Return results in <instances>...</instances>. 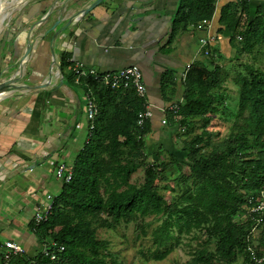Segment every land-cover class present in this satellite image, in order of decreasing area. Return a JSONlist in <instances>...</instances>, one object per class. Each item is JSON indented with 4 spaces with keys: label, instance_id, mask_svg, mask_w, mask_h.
Wrapping results in <instances>:
<instances>
[{
    "label": "trees",
    "instance_id": "1",
    "mask_svg": "<svg viewBox=\"0 0 264 264\" xmlns=\"http://www.w3.org/2000/svg\"><path fill=\"white\" fill-rule=\"evenodd\" d=\"M214 8V0H178L164 46L189 25L200 28V20L210 18ZM218 12L222 27L216 32H227L237 55L247 52L250 56L238 61L241 69L234 78L237 100L228 111L229 130L223 140L211 143L213 132L206 129L213 114L225 117L226 74H220L214 60L192 61L182 80H175L167 69L160 74L163 99L171 100L177 86L181 97L174 99L175 112L164 111V124L175 134L191 132L181 147L166 150L169 160L160 159L159 150L147 159L144 136L151 123L149 117L136 123L143 106L132 86L109 87L81 77L79 84L90 90L96 103L92 128L75 153L71 176L62 181L46 219L27 223L39 244L54 240L62 249L52 259L39 249L6 257L0 251V264H121L107 251L108 241L96 235V228L150 215L159 222L150 231L154 246L147 250L148 258L162 259L181 234L195 244L187 259L173 264H243L250 259L251 250L260 253L264 211L248 209L249 198H257L264 181V66L259 58L264 57V12L259 7L251 11L246 0L229 1ZM213 51L210 47V56ZM67 57V53L61 54V67L67 64ZM69 74L72 80L70 70ZM198 120L202 128L192 132ZM182 152L188 156V173H177L179 181L174 182H181L180 189L167 201L156 180L170 172L171 159L180 167L178 153ZM138 168H142L141 181L132 180ZM253 264H264V260Z\"/></svg>",
    "mask_w": 264,
    "mask_h": 264
},
{
    "label": "crops",
    "instance_id": "2",
    "mask_svg": "<svg viewBox=\"0 0 264 264\" xmlns=\"http://www.w3.org/2000/svg\"><path fill=\"white\" fill-rule=\"evenodd\" d=\"M7 1L0 9V241L11 239L30 252L40 244L27 223L47 193L57 194L62 180L55 166H71L87 134L85 90L71 80L66 65L60 66L61 54L99 70L137 64L152 104L144 143L151 156L155 150L166 154L175 144L164 128L170 127L159 122L160 107L175 97L163 99L160 74L167 69L179 80L191 60H214L222 67L232 46L226 31L216 32L222 27L218 11L233 0H216L209 27L189 25L167 46L178 0ZM246 1L251 11L264 12V0ZM205 34L214 36L210 47L215 51L194 56ZM175 94L179 97L178 86Z\"/></svg>",
    "mask_w": 264,
    "mask_h": 264
},
{
    "label": "rangeland",
    "instance_id": "3",
    "mask_svg": "<svg viewBox=\"0 0 264 264\" xmlns=\"http://www.w3.org/2000/svg\"><path fill=\"white\" fill-rule=\"evenodd\" d=\"M1 5L4 7L7 5V0H1ZM225 58L221 60L220 74H226V77L223 80L224 88H225V99L223 104L224 108V118H220L217 113L211 116L210 122L206 125V129L213 132L211 136V143L216 144L223 140L229 130L230 120L228 111L233 110L236 105L237 100V82L234 78L237 75V71H240L241 67L238 65L240 61L249 60L250 56L247 52H243L237 55L234 47H231L225 54H223ZM236 56V57H235ZM261 61V66H264V57L263 55H259ZM239 61V62H238ZM258 62H255L257 64ZM178 92H180V86H178ZM176 97L177 95H173ZM201 121L198 120L197 123L194 124L192 132H198L201 130L202 126L200 125ZM166 126V125H165ZM170 127V126H169ZM165 130L168 131V135L172 133L173 130L168 127H164ZM163 128V129H164ZM180 131V132H179ZM175 134L172 133V145L175 144L176 147H181L183 142L189 138L190 133L184 134L181 130H179ZM171 143V142H170ZM149 145L145 144V152L148 154V160H151L152 157L150 155V150L148 149ZM208 147H205L207 149ZM169 151V150H168ZM159 152H161L159 150ZM158 152V153H159ZM180 167L177 166V161L173 158L171 159L172 166L170 167V172L166 174V177L159 178L156 180L157 185L159 187V191L164 195L167 201H170V197L172 194L178 193L180 189V183H175L174 181H179L177 173L182 171L184 175L188 173V156L184 152L178 153ZM160 159L169 160L168 154L165 152L159 154ZM173 162V163H172ZM142 178V168H138L136 172L132 175V180L141 181ZM178 179V180H177ZM179 184V185H178ZM163 185H166L163 187ZM173 186V190H170L169 187ZM149 221V225H145V223ZM144 222V225H139L138 223ZM159 222L155 216H145L143 219H136L129 222H120L116 224L114 227L105 228V227H97L96 235L101 238H105L108 241L107 251L116 257L121 264H173L175 261H183L189 257L188 250L191 245H194L195 242L193 240H188L187 236L181 234L179 237V242L173 245L171 251H169L162 259H151L146 257V252L149 249L153 248V244L150 238L151 229ZM144 229V232L143 230ZM30 252H34L39 249L36 247H31Z\"/></svg>",
    "mask_w": 264,
    "mask_h": 264
},
{
    "label": "built area",
    "instance_id": "4",
    "mask_svg": "<svg viewBox=\"0 0 264 264\" xmlns=\"http://www.w3.org/2000/svg\"><path fill=\"white\" fill-rule=\"evenodd\" d=\"M216 0H214V5ZM215 9V8H214ZM210 18H203L200 20L199 24L205 27H209ZM214 36L205 34L198 38V44L194 56L198 53L203 55H209L211 42L213 41ZM192 60L190 61V63ZM190 63H187L182 69L179 79L182 80L184 78L185 71ZM66 67L72 72L73 77L72 80L75 83L79 84V80L82 77H91L93 79L98 80L103 85L109 87H117V86H132L134 91L142 97V106L143 108L137 112L136 123L140 125L142 120L146 117H150L152 115V104L146 98L145 93V85L142 80V71L141 68L135 64L130 63L118 67L117 69L112 70H99L93 66H84L76 60H70L67 58ZM181 97H178L180 100ZM177 109V102L172 101L160 107V111L162 112L159 122L164 124L166 123V118L164 115L165 110H170L175 112ZM96 112V103L93 95L90 90L86 89L84 92V114L86 118V129L87 133L92 128V120L94 114ZM86 140V139H85ZM71 166L65 165L63 162H59L54 169V173L57 177H59L62 181H67L71 176ZM54 195L47 193L45 196V200L38 206L32 213L31 219L34 224L39 223L42 220H45L47 215L49 214L52 206V200ZM251 203L248 211L249 212H257L262 213L264 211V181L262 182L256 199L252 197L249 198ZM260 216L256 217L258 221ZM253 229V227L251 228ZM0 251L4 257L7 256L8 253H21L24 248L23 246L11 239H3L0 241ZM62 249V245L56 243L54 240H48L40 244L39 250L48 255L49 258L55 257V252ZM264 260V247L260 249V253L256 254L253 250L250 253V259L245 261L243 264H253L255 262H260Z\"/></svg>",
    "mask_w": 264,
    "mask_h": 264
},
{
    "label": "water",
    "instance_id": "5",
    "mask_svg": "<svg viewBox=\"0 0 264 264\" xmlns=\"http://www.w3.org/2000/svg\"><path fill=\"white\" fill-rule=\"evenodd\" d=\"M0 9H1V6H0ZM3 18H4V13H2L1 11H0V23H1V21L3 20ZM2 87V85L0 84V88ZM28 194V189H25L24 190V192H23V196H25V195H27ZM39 204V202L38 203H36V205H38Z\"/></svg>",
    "mask_w": 264,
    "mask_h": 264
},
{
    "label": "bare ground",
    "instance_id": "6",
    "mask_svg": "<svg viewBox=\"0 0 264 264\" xmlns=\"http://www.w3.org/2000/svg\"><path fill=\"white\" fill-rule=\"evenodd\" d=\"M1 3H2V2H1V0H0V6H1ZM9 6H10V5H9ZM5 15H6V14H5ZM3 95H4V94H3ZM1 96H2V95H1Z\"/></svg>",
    "mask_w": 264,
    "mask_h": 264
}]
</instances>
